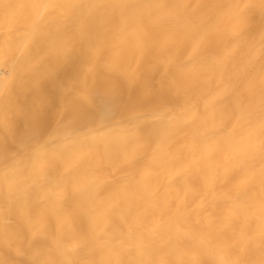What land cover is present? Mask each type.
Instances as JSON below:
<instances>
[{"label": "bare ground", "instance_id": "obj_1", "mask_svg": "<svg viewBox=\"0 0 264 264\" xmlns=\"http://www.w3.org/2000/svg\"><path fill=\"white\" fill-rule=\"evenodd\" d=\"M0 264H264V0H0Z\"/></svg>", "mask_w": 264, "mask_h": 264}]
</instances>
